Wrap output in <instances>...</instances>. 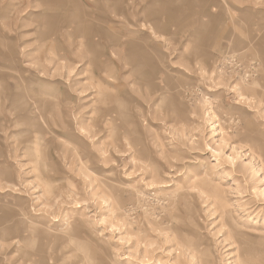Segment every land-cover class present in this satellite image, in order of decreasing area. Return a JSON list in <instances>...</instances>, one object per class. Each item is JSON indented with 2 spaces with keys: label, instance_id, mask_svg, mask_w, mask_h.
<instances>
[{
  "label": "rangeland",
  "instance_id": "obj_1",
  "mask_svg": "<svg viewBox=\"0 0 264 264\" xmlns=\"http://www.w3.org/2000/svg\"><path fill=\"white\" fill-rule=\"evenodd\" d=\"M0 264H264V0H0Z\"/></svg>",
  "mask_w": 264,
  "mask_h": 264
},
{
  "label": "bare ground",
  "instance_id": "obj_2",
  "mask_svg": "<svg viewBox=\"0 0 264 264\" xmlns=\"http://www.w3.org/2000/svg\"><path fill=\"white\" fill-rule=\"evenodd\" d=\"M238 251V250H237ZM239 252V251H238Z\"/></svg>",
  "mask_w": 264,
  "mask_h": 264
}]
</instances>
